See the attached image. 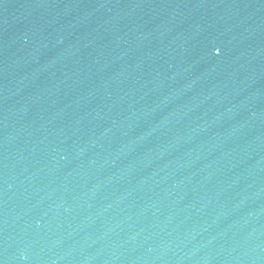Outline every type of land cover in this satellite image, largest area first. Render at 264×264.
Returning a JSON list of instances; mask_svg holds the SVG:
<instances>
[{"label": "water", "instance_id": "95a60500", "mask_svg": "<svg viewBox=\"0 0 264 264\" xmlns=\"http://www.w3.org/2000/svg\"><path fill=\"white\" fill-rule=\"evenodd\" d=\"M0 264H264V0H0Z\"/></svg>", "mask_w": 264, "mask_h": 264}]
</instances>
